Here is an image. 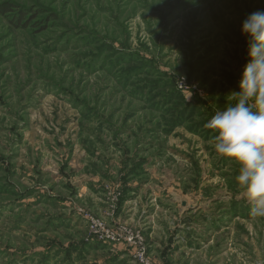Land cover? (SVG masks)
<instances>
[{
  "label": "rangeland",
  "instance_id": "rangeland-1",
  "mask_svg": "<svg viewBox=\"0 0 264 264\" xmlns=\"http://www.w3.org/2000/svg\"><path fill=\"white\" fill-rule=\"evenodd\" d=\"M262 10L0 0V264H139L130 236L151 264H264V218L204 127Z\"/></svg>",
  "mask_w": 264,
  "mask_h": 264
},
{
  "label": "clouds",
  "instance_id": "clouds-1",
  "mask_svg": "<svg viewBox=\"0 0 264 264\" xmlns=\"http://www.w3.org/2000/svg\"><path fill=\"white\" fill-rule=\"evenodd\" d=\"M247 37V62L231 91L229 103L205 123L214 152L238 166L236 183L250 203V215L264 218V10L251 13L242 24Z\"/></svg>",
  "mask_w": 264,
  "mask_h": 264
},
{
  "label": "built area",
  "instance_id": "built-area-1",
  "mask_svg": "<svg viewBox=\"0 0 264 264\" xmlns=\"http://www.w3.org/2000/svg\"><path fill=\"white\" fill-rule=\"evenodd\" d=\"M96 225H97V223H94L93 227H95ZM128 241L131 244L138 247L137 260H138L139 264H151L150 260L148 259L147 252H146L145 248L142 247V243L139 241V239L135 236H130L128 238ZM138 244H140L141 247H139Z\"/></svg>",
  "mask_w": 264,
  "mask_h": 264
},
{
  "label": "trees",
  "instance_id": "trees-1",
  "mask_svg": "<svg viewBox=\"0 0 264 264\" xmlns=\"http://www.w3.org/2000/svg\"><path fill=\"white\" fill-rule=\"evenodd\" d=\"M8 9V8H7Z\"/></svg>",
  "mask_w": 264,
  "mask_h": 264
}]
</instances>
